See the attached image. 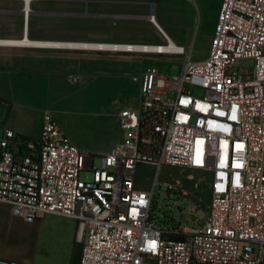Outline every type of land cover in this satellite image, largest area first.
Returning a JSON list of instances; mask_svg holds the SVG:
<instances>
[{
	"label": "built area",
	"instance_id": "obj_1",
	"mask_svg": "<svg viewBox=\"0 0 264 264\" xmlns=\"http://www.w3.org/2000/svg\"><path fill=\"white\" fill-rule=\"evenodd\" d=\"M8 1L20 2L27 36L41 0ZM151 53L182 56V71L133 77L139 107L118 103L123 138L98 162L51 108L36 136L0 122V202L27 223L74 219L79 264H264V0H222L204 60L184 45ZM242 59L253 69H238ZM199 183L205 209L188 186Z\"/></svg>",
	"mask_w": 264,
	"mask_h": 264
},
{
	"label": "rangeland",
	"instance_id": "obj_2",
	"mask_svg": "<svg viewBox=\"0 0 264 264\" xmlns=\"http://www.w3.org/2000/svg\"><path fill=\"white\" fill-rule=\"evenodd\" d=\"M131 1L46 0L35 3L34 9L55 13L35 14L32 23L47 27L51 33L76 35L78 40L73 41L162 44L164 39L146 20V15L154 11L156 21L167 35L191 51L192 60L209 56L222 0ZM5 2L9 1L0 0L2 4ZM19 24L22 27L19 13L0 12L1 26L16 28ZM80 54L88 60L87 65L82 63L74 72L77 75L73 76L72 83L55 87L57 95L72 96H9L11 99L3 96L10 105L3 106L0 122L6 111L8 123L15 120L20 130L33 133L39 127L42 109L51 108L70 139L82 150L96 154L98 162L99 154L110 151V145L123 138L118 123V103L139 107V84L132 75L142 73L149 66L178 75L182 71L183 57L95 50L80 51ZM253 66V59H242L238 69L252 70ZM0 87L17 95L16 89L4 80L0 81ZM141 171L140 178L145 180L147 173ZM81 176L89 177L90 171H82ZM195 177L198 179V174ZM188 186L199 206L205 209L209 199L206 185ZM163 197H168L164 189L160 203H164ZM76 227L74 219L51 214L27 223L15 217L9 205L0 202V257L32 264H79L81 245L76 242Z\"/></svg>",
	"mask_w": 264,
	"mask_h": 264
},
{
	"label": "crops",
	"instance_id": "obj_3",
	"mask_svg": "<svg viewBox=\"0 0 264 264\" xmlns=\"http://www.w3.org/2000/svg\"><path fill=\"white\" fill-rule=\"evenodd\" d=\"M42 1L46 0H41L40 2ZM133 1L134 0L131 2ZM20 6L21 4L18 1H16V3L11 1L5 2L3 4L0 3V12H15L20 14ZM38 13L54 14L55 12L50 13L44 10H35L33 15ZM147 16L148 15H146V20H148ZM32 17L28 26V36L33 39H77V36L73 34L51 33V31H48L47 27L40 26L37 23H32ZM24 32L23 21L22 27L20 24L16 28L0 25V38H21L24 35ZM80 51L84 50L70 48L53 49L52 47H0V81H6L12 86L13 89L15 88L17 92V95H15L10 93L5 88L1 89L0 87V98L5 101L4 106L9 103L6 102L3 96H72V94L57 95L55 87L57 85H68L69 83H72L74 81L73 76L77 75L74 72L81 68L82 63L87 65L88 60L81 58L82 55L80 54ZM134 76L135 75H132V77ZM75 79H78V76H76ZM9 99L11 98L9 97ZM13 105L14 104H12L10 107ZM9 109L10 108H8V111ZM7 115L8 114H6L5 111L3 123H5L7 126L28 135L36 136L40 133L42 126V113L39 120V127L37 131L33 133H27L20 130L16 126L15 120H10L8 123ZM116 143L117 142L112 143V145H110V149ZM79 254L80 256L78 261L80 262L81 251Z\"/></svg>",
	"mask_w": 264,
	"mask_h": 264
},
{
	"label": "bare ground",
	"instance_id": "obj_4",
	"mask_svg": "<svg viewBox=\"0 0 264 264\" xmlns=\"http://www.w3.org/2000/svg\"><path fill=\"white\" fill-rule=\"evenodd\" d=\"M148 21L155 26V28L169 39V43L162 44H145V43H124V42H97V41H73V40H39L28 36L21 38H0V47H52L55 48H70L81 50H95V51H136V52H166L175 51L181 48L170 36L167 35L163 27L156 21Z\"/></svg>",
	"mask_w": 264,
	"mask_h": 264
}]
</instances>
